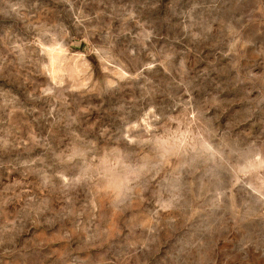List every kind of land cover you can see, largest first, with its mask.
Returning <instances> with one entry per match:
<instances>
[{"label":"rangeland","instance_id":"374dc122","mask_svg":"<svg viewBox=\"0 0 264 264\" xmlns=\"http://www.w3.org/2000/svg\"><path fill=\"white\" fill-rule=\"evenodd\" d=\"M0 264H264V0H0Z\"/></svg>","mask_w":264,"mask_h":264}]
</instances>
